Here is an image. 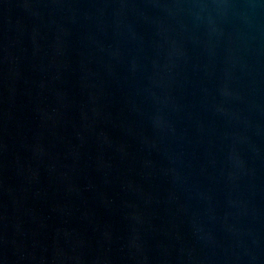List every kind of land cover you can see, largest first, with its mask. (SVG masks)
Returning a JSON list of instances; mask_svg holds the SVG:
<instances>
[{"label":"water","instance_id":"obj_1","mask_svg":"<svg viewBox=\"0 0 264 264\" xmlns=\"http://www.w3.org/2000/svg\"><path fill=\"white\" fill-rule=\"evenodd\" d=\"M0 264H264V0H0Z\"/></svg>","mask_w":264,"mask_h":264}]
</instances>
